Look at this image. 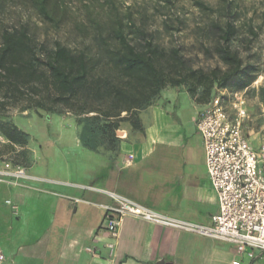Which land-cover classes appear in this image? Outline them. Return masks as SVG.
I'll return each mask as SVG.
<instances>
[{
  "label": "rangeland",
  "instance_id": "374dc122",
  "mask_svg": "<svg viewBox=\"0 0 264 264\" xmlns=\"http://www.w3.org/2000/svg\"><path fill=\"white\" fill-rule=\"evenodd\" d=\"M65 2L64 21L54 28L41 20L28 0H4L0 4V32L4 27L25 26L35 40L36 52L41 59L53 50L55 42L100 58L94 23L100 24L101 33L106 37L113 21L120 19L144 31L167 56L173 49H178L184 66L175 67L170 61L163 63V69L172 77L181 74L188 80L179 86L164 87L149 106L133 115L123 114L121 119L114 121L96 114H76L64 107L48 113L28 108L24 101L9 106L6 116L0 119V162L23 166L28 177L20 181L18 187L0 183V213L5 219L0 232L4 240L12 239L14 247L18 237L19 241L24 239L27 243L41 237L40 231L34 230L36 212L71 209L72 202L67 204L66 199L72 194L71 188L90 185L92 177L102 174L109 162L95 153L96 149L114 153L123 142L134 141L136 136L143 138L145 129H151L153 125L160 131L154 146L158 148L157 153L162 148L163 154H153L151 161H156L158 174L166 177L162 186L173 185L177 190L185 174V159L181 150L172 149L173 153L170 149L178 141L182 143L185 132L187 138L191 135L201 147L202 137L196 132V117L213 98L223 93L232 117H235L233 105L237 103L235 94L241 98L246 111L244 134L254 145L264 144V0ZM227 23H231L236 31L230 48L242 61L240 74L229 79L225 86L218 80L196 85L188 76L190 72L228 71L215 52L219 27ZM102 62L100 69L104 67ZM167 114L169 118L163 117ZM109 123L117 125L115 132ZM136 123L139 128L135 127ZM11 126L20 132L18 142H11L2 134L1 127ZM151 161L149 164L153 163ZM22 195L35 196L38 203L28 199L24 204L17 202ZM13 206L17 207L16 212ZM85 207L97 213L95 206ZM24 210L29 213H22ZM17 217L24 218L23 225L17 224ZM194 236L219 247H232L228 243Z\"/></svg>",
  "mask_w": 264,
  "mask_h": 264
},
{
  "label": "crops",
  "instance_id": "0c3cea01",
  "mask_svg": "<svg viewBox=\"0 0 264 264\" xmlns=\"http://www.w3.org/2000/svg\"><path fill=\"white\" fill-rule=\"evenodd\" d=\"M153 127L145 129L143 138L134 136V141L123 142L114 153L94 149L109 165L101 175L92 177V184L71 188L72 194L66 198L67 204L72 202L71 209L40 210L34 214V230L40 231L39 239L27 243L24 239L19 241L18 237L14 247L12 239L4 240L0 232L4 264H264V258L249 261L238 256L234 246L219 247L192 234L134 218L124 219L115 252L112 256L109 254L106 244L110 239L104 230V211L99 205H111L112 201L88 187L117 193L164 216L199 225H211L212 217L219 212L217 194L208 175L203 139L199 147L196 139L191 135L187 138L185 132L182 143L178 141L171 147L173 153L172 149L181 150L185 159V174L174 190L173 185L162 186L166 177L158 174L156 161H151L153 154H163L162 148L157 153L158 148L154 146L160 131ZM129 155H134V162L126 165ZM149 160L153 163L149 164ZM145 162L148 164L144 165ZM27 199L38 203L37 198L30 195L19 196L17 202L24 204ZM87 205L95 206L97 213L86 210ZM16 220L18 225H23L24 218ZM4 221L0 213V225ZM87 249L95 251L96 256Z\"/></svg>",
  "mask_w": 264,
  "mask_h": 264
},
{
  "label": "trees",
  "instance_id": "16d2710c",
  "mask_svg": "<svg viewBox=\"0 0 264 264\" xmlns=\"http://www.w3.org/2000/svg\"><path fill=\"white\" fill-rule=\"evenodd\" d=\"M4 0H0V4ZM41 20L54 28L64 21L67 6L65 0H28ZM98 32L99 57L85 51L76 52L55 42L45 59L38 57L36 43L25 26L4 27L0 32V119L9 106L22 101L29 107L53 113L64 107L76 114H96L114 121L123 114L133 115L168 86H179L187 78L179 74L175 78L163 69L170 61L175 67L184 66L178 49L167 56L148 39L144 31L134 24L113 21L105 37L100 24L94 23ZM219 42L215 52L228 68L204 74L190 72L189 78L196 85L222 81L223 85L240 74L242 61L230 48L235 36L231 23L219 27ZM135 36V39L133 38ZM103 60V68L100 69ZM109 123L116 131L117 125ZM139 128L138 124H135ZM4 137L18 142L19 130L1 127Z\"/></svg>",
  "mask_w": 264,
  "mask_h": 264
},
{
  "label": "built area",
  "instance_id": "2783aa9c",
  "mask_svg": "<svg viewBox=\"0 0 264 264\" xmlns=\"http://www.w3.org/2000/svg\"><path fill=\"white\" fill-rule=\"evenodd\" d=\"M235 97V117L231 116L223 93L213 98L196 120L197 131L203 139L209 179L219 204V212L212 217L211 225L167 217L117 193L88 187L112 201L111 205H99L104 211V230L110 239L106 248L111 256L124 219L134 218L231 244L238 256L249 261L264 258V144L255 147L245 136L244 102L237 94ZM133 162L134 155H129L125 164ZM25 170L18 164L0 162V183L21 186L20 181L28 178ZM12 209L17 211V207ZM87 251L96 256L92 249ZM5 260L0 250V264Z\"/></svg>",
  "mask_w": 264,
  "mask_h": 264
}]
</instances>
